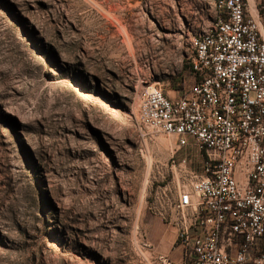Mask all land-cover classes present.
<instances>
[{
    "label": "rangeland",
    "instance_id": "1",
    "mask_svg": "<svg viewBox=\"0 0 264 264\" xmlns=\"http://www.w3.org/2000/svg\"><path fill=\"white\" fill-rule=\"evenodd\" d=\"M214 3L0 0V264H183L156 197L196 151L137 109L187 88Z\"/></svg>",
    "mask_w": 264,
    "mask_h": 264
},
{
    "label": "built area",
    "instance_id": "2",
    "mask_svg": "<svg viewBox=\"0 0 264 264\" xmlns=\"http://www.w3.org/2000/svg\"><path fill=\"white\" fill-rule=\"evenodd\" d=\"M220 4L191 38L187 88L142 97L137 119L196 151L172 156L174 191L156 197L175 213L183 264H264V33L249 0Z\"/></svg>",
    "mask_w": 264,
    "mask_h": 264
},
{
    "label": "bare ground",
    "instance_id": "3",
    "mask_svg": "<svg viewBox=\"0 0 264 264\" xmlns=\"http://www.w3.org/2000/svg\"><path fill=\"white\" fill-rule=\"evenodd\" d=\"M231 1L232 0H215L214 9L216 11V16L213 21L220 20V17H221V4L220 3H230ZM199 36H202V34H200ZM159 89H161V87H156L155 85L148 87V89L144 93V99L160 97Z\"/></svg>",
    "mask_w": 264,
    "mask_h": 264
},
{
    "label": "crops",
    "instance_id": "4",
    "mask_svg": "<svg viewBox=\"0 0 264 264\" xmlns=\"http://www.w3.org/2000/svg\"><path fill=\"white\" fill-rule=\"evenodd\" d=\"M260 3V2H259ZM259 5V4H258ZM258 5L256 6V9H254V10H251V12H252V16L256 19V20H259L260 22H261V24H262V30H263V33H264V21L260 18V16H259V12H258ZM177 242V241H176ZM175 251L177 252V255L176 256H178V255H180L181 256V258L179 259V261L181 262L182 261V254H181V249L178 247V245L176 246V248H175Z\"/></svg>",
    "mask_w": 264,
    "mask_h": 264
},
{
    "label": "trees",
    "instance_id": "5",
    "mask_svg": "<svg viewBox=\"0 0 264 264\" xmlns=\"http://www.w3.org/2000/svg\"><path fill=\"white\" fill-rule=\"evenodd\" d=\"M258 12L260 18L264 21V0H260V3L258 5ZM186 66L189 67V64L187 63ZM263 255H264V245H263Z\"/></svg>",
    "mask_w": 264,
    "mask_h": 264
}]
</instances>
